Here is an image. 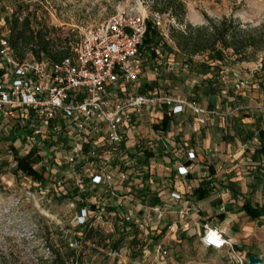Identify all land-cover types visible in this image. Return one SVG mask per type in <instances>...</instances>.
<instances>
[{"label":"built area","instance_id":"built-area-1","mask_svg":"<svg viewBox=\"0 0 264 264\" xmlns=\"http://www.w3.org/2000/svg\"><path fill=\"white\" fill-rule=\"evenodd\" d=\"M10 22V14H0V130L12 136L10 155L29 153L35 160L44 178L36 185L73 210L74 238L68 246L75 251L87 233L97 232L120 239L109 254L134 253V264H165L167 242L177 236L234 253L232 241L202 218L192 201L176 192L157 202L147 197L139 147L127 142L125 124L132 125L147 106L165 103L172 113L186 107L192 133L205 114L219 113L217 104L207 109L158 88L139 91L138 48L147 22L161 34L163 14L120 9L83 29L67 54L55 60L16 58ZM190 168L179 166L177 172Z\"/></svg>","mask_w":264,"mask_h":264},{"label":"rangeland","instance_id":"rangeland-1","mask_svg":"<svg viewBox=\"0 0 264 264\" xmlns=\"http://www.w3.org/2000/svg\"><path fill=\"white\" fill-rule=\"evenodd\" d=\"M177 1L181 2L183 10L180 21L178 7H175L176 16L168 10L160 12L163 6L161 0H0V14H10L8 28L13 19L21 21L27 18L29 27L33 32L42 34L54 53L68 49L89 25L126 8L142 14L162 13L164 22L160 35L171 46L172 29H182L185 24L201 25L205 23L204 15L212 20L230 17L241 28L259 27L264 33V0ZM230 54L229 50L226 51L230 64L225 68L226 73H222L223 78L216 71L213 73L215 87L223 88L232 85L233 81H243L252 86L250 90H255L258 99L264 102V87L259 84V72L256 70L264 61V51H256L243 61L233 60L234 56ZM24 57L33 56L25 50ZM169 58L179 60L172 55ZM203 59L205 56L201 54L193 56L194 61ZM199 83L202 85L204 81ZM241 101L246 102V99ZM11 138L5 132L0 133V264H134V253L119 250L116 254H109L116 236L89 233L81 248L74 251L68 246L74 238L73 210L65 200L57 199L50 189L46 191L28 178L13 174L15 163L6 147V139ZM239 176H243L246 193H262V179L258 177L260 182L256 186L255 179L249 178V175ZM250 198L254 199L253 192ZM242 222L225 225L227 233L228 228L234 232L229 233L235 242L234 253L226 249H205L194 237L177 236L167 242L165 264H238L239 259H247L248 253H256L264 264V219L250 223L247 231H242ZM218 226L222 227L224 223ZM70 250L74 252V257Z\"/></svg>","mask_w":264,"mask_h":264},{"label":"crops","instance_id":"crops-1","mask_svg":"<svg viewBox=\"0 0 264 264\" xmlns=\"http://www.w3.org/2000/svg\"><path fill=\"white\" fill-rule=\"evenodd\" d=\"M139 60L142 68L137 84L141 93L158 88L165 95L185 97L207 109L215 104L219 107V113L204 115V123L195 133L188 127L193 118L190 111L181 107L179 112L172 113L171 105L165 103L147 106L138 120L133 119L132 125L125 124L127 142L139 147L144 175L148 179L147 197L157 202L167 199L172 192L181 194L198 206L202 218L222 229L235 247L229 235L234 232L228 228L227 233L225 225H235L243 220L242 231H247L250 223L264 219L261 216L251 220L240 209L244 203L253 208L264 205V158L251 159L259 144L257 131L261 129L264 135V102L258 99L255 90H250L252 86L243 81H233L232 85L223 88L211 86L206 90L205 83H199L201 78L191 76L175 60L166 58L160 67L156 64L160 62L158 59ZM167 65L169 68L165 69ZM222 73H226V69L219 73L220 78H223ZM242 98L246 102H242ZM4 132L0 130V133ZM10 142L6 139L8 152ZM189 151L193 153L192 159L186 158ZM187 165L191 168L186 173L177 172V167ZM243 168L248 171L241 174ZM239 175L254 178L256 186L258 177L262 179L259 181L262 193L252 191L254 199H251L252 192H245V181ZM199 187L206 188L200 198L195 192ZM221 204L223 211L218 210ZM219 223L224 226H218Z\"/></svg>","mask_w":264,"mask_h":264},{"label":"trees","instance_id":"trees-1","mask_svg":"<svg viewBox=\"0 0 264 264\" xmlns=\"http://www.w3.org/2000/svg\"><path fill=\"white\" fill-rule=\"evenodd\" d=\"M161 1L163 6L159 9L160 12L168 10L176 16L175 7H178L180 9L179 21L182 19L181 13L183 10L180 1ZM204 17L205 23L201 25L185 24L182 29H172L170 36L173 40V46L161 37L150 22H147L142 42L138 48L139 58L143 61L158 59L160 62L156 64L160 67L170 55L174 58L179 57V60L175 61L179 62L180 68L188 70L191 76L207 75L201 79V82L204 81L206 90H210L211 86H215L213 73L215 71L218 74L221 73L230 64L226 51H230V55L234 56L233 60L235 61L248 60L256 51H264V33L259 27L241 28L230 17H221L217 20H212L206 15ZM9 42L18 59L24 58L25 50L29 51L35 59L45 56L55 60L67 54V49L61 53L52 52L48 41L42 38V34L33 32L29 27L27 18H23L21 21L13 19L10 26ZM198 54L204 55L205 59L194 61L193 56ZM257 71L259 72L257 75L260 77L259 84L263 88L264 61H261ZM152 84L155 85L156 83L153 82ZM257 136L259 144L251 155L253 161L259 157L264 158V135L261 129L257 131ZM11 159L15 163V167L12 169L13 174L28 178L31 182L39 185L44 184L42 172L34 167L35 160L29 153H16L13 150ZM195 192L197 197L200 198L206 192V188L199 187ZM240 209L251 220L264 216V205H258L253 208L248 203H244ZM88 236L89 233L85 235L84 239ZM119 244L120 239L115 240L111 248L117 249ZM69 253L71 256L74 255L72 250ZM248 255L250 253L246 254V257Z\"/></svg>","mask_w":264,"mask_h":264},{"label":"water","instance_id":"water-1","mask_svg":"<svg viewBox=\"0 0 264 264\" xmlns=\"http://www.w3.org/2000/svg\"><path fill=\"white\" fill-rule=\"evenodd\" d=\"M246 264H262V260L258 255L250 254L247 256Z\"/></svg>","mask_w":264,"mask_h":264}]
</instances>
